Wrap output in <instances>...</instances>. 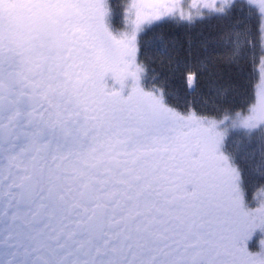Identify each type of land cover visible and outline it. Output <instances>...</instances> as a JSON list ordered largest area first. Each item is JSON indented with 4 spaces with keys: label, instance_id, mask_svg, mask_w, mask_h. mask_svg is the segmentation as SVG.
Here are the masks:
<instances>
[{
    "label": "snow or ice",
    "instance_id": "6c2138e0",
    "mask_svg": "<svg viewBox=\"0 0 264 264\" xmlns=\"http://www.w3.org/2000/svg\"><path fill=\"white\" fill-rule=\"evenodd\" d=\"M197 24L195 63L155 33ZM257 231L264 0H0V264H264Z\"/></svg>",
    "mask_w": 264,
    "mask_h": 264
},
{
    "label": "trees",
    "instance_id": "16d2710c",
    "mask_svg": "<svg viewBox=\"0 0 264 264\" xmlns=\"http://www.w3.org/2000/svg\"><path fill=\"white\" fill-rule=\"evenodd\" d=\"M244 14L248 18V23L251 25L253 32H257L260 24V17L258 12L249 13L247 10V6H245ZM156 34L162 35L165 39L176 42L181 49V55L186 56L189 46L191 44V56H187V58L195 63L197 55L200 50V42H201V33L207 34V28L203 24H197L191 30L185 28H177L170 25H165L163 27H158L155 29ZM152 35V33H149ZM156 67L157 71H162V67L159 63L153 65ZM218 71L225 77L228 78L229 69L221 63L219 65ZM258 71V66H257ZM169 86L172 90H174L180 97L187 99L192 94L187 89V86L178 75L171 76L169 75ZM210 86V78L207 75H199L197 77V82L195 85L196 88V100L199 106L200 99L205 92H207ZM238 103V101L236 102Z\"/></svg>",
    "mask_w": 264,
    "mask_h": 264
},
{
    "label": "flooded vegetation",
    "instance_id": "af4514ba",
    "mask_svg": "<svg viewBox=\"0 0 264 264\" xmlns=\"http://www.w3.org/2000/svg\"><path fill=\"white\" fill-rule=\"evenodd\" d=\"M114 27L121 29L122 28V15H118L114 21ZM262 237L264 238V233H260L259 231H257L252 240L249 242L248 247L250 249V251L254 252V245L260 240L262 239ZM256 251H259V246H255Z\"/></svg>",
    "mask_w": 264,
    "mask_h": 264
},
{
    "label": "rangeland",
    "instance_id": "374dc122",
    "mask_svg": "<svg viewBox=\"0 0 264 264\" xmlns=\"http://www.w3.org/2000/svg\"><path fill=\"white\" fill-rule=\"evenodd\" d=\"M183 3H184V5H185V11L187 12V10H188V5L191 3V0H183ZM262 238H263V237H262ZM255 246H259V243L257 242V243L254 245V252H256Z\"/></svg>",
    "mask_w": 264,
    "mask_h": 264
}]
</instances>
